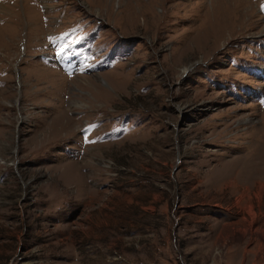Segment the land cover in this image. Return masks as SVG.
Listing matches in <instances>:
<instances>
[{"label":"rangeland","instance_id":"rangeland-1","mask_svg":"<svg viewBox=\"0 0 264 264\" xmlns=\"http://www.w3.org/2000/svg\"><path fill=\"white\" fill-rule=\"evenodd\" d=\"M0 86V264H264V0H0Z\"/></svg>","mask_w":264,"mask_h":264},{"label":"crops","instance_id":"crops-1","mask_svg":"<svg viewBox=\"0 0 264 264\" xmlns=\"http://www.w3.org/2000/svg\"><path fill=\"white\" fill-rule=\"evenodd\" d=\"M40 63H42V62H40ZM43 64V63H42ZM44 65V64H43ZM0 88H1V86H0Z\"/></svg>","mask_w":264,"mask_h":264}]
</instances>
